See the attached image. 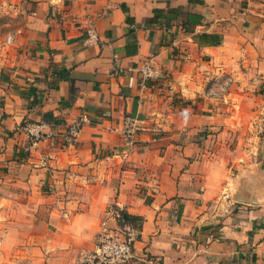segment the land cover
Returning a JSON list of instances; mask_svg holds the SVG:
<instances>
[{
  "label": "crops",
  "instance_id": "crops-1",
  "mask_svg": "<svg viewBox=\"0 0 264 264\" xmlns=\"http://www.w3.org/2000/svg\"><path fill=\"white\" fill-rule=\"evenodd\" d=\"M27 10L0 65V264H82L110 205L139 223L127 264H264V0Z\"/></svg>",
  "mask_w": 264,
  "mask_h": 264
},
{
  "label": "built area",
  "instance_id": "built-area-1",
  "mask_svg": "<svg viewBox=\"0 0 264 264\" xmlns=\"http://www.w3.org/2000/svg\"><path fill=\"white\" fill-rule=\"evenodd\" d=\"M250 1V0H247ZM88 40L95 38L93 28L87 31ZM12 42V37L6 38V44ZM144 81L156 80L160 74L150 66L144 64L139 69ZM80 121L73 123L69 128L70 135H76L80 128ZM44 123H26L21 129L26 133L29 142L33 145L43 133ZM134 118L126 116L123 120L122 134L126 149L134 147V135L136 133ZM122 210L117 206L110 205L106 208L100 229L96 235L94 247L90 251L80 254L82 264H127L131 259L133 243L139 235V229L121 215ZM113 222L110 226L108 223Z\"/></svg>",
  "mask_w": 264,
  "mask_h": 264
},
{
  "label": "rangeland",
  "instance_id": "rangeland-1",
  "mask_svg": "<svg viewBox=\"0 0 264 264\" xmlns=\"http://www.w3.org/2000/svg\"><path fill=\"white\" fill-rule=\"evenodd\" d=\"M31 0H0V65L1 60L11 48L12 42L6 44L8 36H15L20 25L26 22ZM264 148V140L262 142Z\"/></svg>",
  "mask_w": 264,
  "mask_h": 264
},
{
  "label": "trees",
  "instance_id": "trees-1",
  "mask_svg": "<svg viewBox=\"0 0 264 264\" xmlns=\"http://www.w3.org/2000/svg\"><path fill=\"white\" fill-rule=\"evenodd\" d=\"M121 215L128 220L130 223H133L134 225H136V227L139 229V223L138 221H136L134 218L130 217L128 214H126L125 212H121Z\"/></svg>",
  "mask_w": 264,
  "mask_h": 264
}]
</instances>
